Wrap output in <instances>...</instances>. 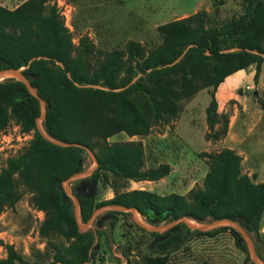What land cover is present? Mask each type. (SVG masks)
<instances>
[{"label":"trees","instance_id":"trees-1","mask_svg":"<svg viewBox=\"0 0 264 264\" xmlns=\"http://www.w3.org/2000/svg\"><path fill=\"white\" fill-rule=\"evenodd\" d=\"M50 1L25 0L14 9L0 4V63L2 68L26 67L24 75L47 101L46 132L94 151L99 162L94 172L97 181L102 176L107 180L109 173L134 181L165 177L171 172L169 164L145 169L142 140L109 142L108 138L121 131L130 137L147 135L155 124L176 117L182 100L209 88L207 138L219 140L227 134L228 117L219 114L218 87L228 76L252 65L255 81L259 80L264 65V0H242L243 13L221 24L206 10L162 23L157 30L163 41L152 50L132 40L125 49H114L99 58L88 38L74 48L69 29ZM40 115V101L24 82L14 78L0 81V134L12 119L23 132L33 133L26 150L9 157L0 169V214L31 193L30 204L44 213L39 233L53 249L47 264H97L94 232L80 231L61 188L83 169L86 149L60 146L44 138L36 124ZM204 156L210 170L203 186L185 195L173 192L164 196L139 189L119 191L114 186L112 199L80 198L83 221L88 222L102 206L119 204L153 218L160 213L173 220L232 218L262 238L264 182H254L241 172L242 156L233 148L205 152ZM108 214L114 229L117 214L126 216L127 212ZM228 230L221 227L203 232L180 222L164 234L149 231L156 236L157 255L147 256L146 262L166 264L169 254L191 236ZM229 231L237 247L247 253V261L246 244H238V236ZM105 235L99 231L100 237ZM57 239L80 244L75 251L58 245ZM4 247L6 256L0 257V264H31L13 244Z\"/></svg>","mask_w":264,"mask_h":264},{"label":"rangeland","instance_id":"rangeland-1","mask_svg":"<svg viewBox=\"0 0 264 264\" xmlns=\"http://www.w3.org/2000/svg\"><path fill=\"white\" fill-rule=\"evenodd\" d=\"M2 2L9 0H1ZM25 0H13L7 4L16 8ZM69 29L74 48L82 38H88L95 45V56L102 57L114 49H125L129 41L141 42L147 51L162 43L158 25L184 18L200 10H206L221 24L243 13L242 0H51ZM255 65L242 70L239 77L237 96L219 103V114L228 117L227 134L219 140L208 139L206 107L210 101L209 88L199 95L180 102L181 110L168 123L155 124L147 135L130 137L121 131L108 138L109 142L142 140L145 150V169L155 168L161 163L171 165V172L156 181H138L118 178L108 174L100 178L94 191L96 201L109 200L115 190H146L158 196L173 192L187 194L194 187L203 186L204 178L210 170V162L204 153H216L230 147L241 152V172L248 174L254 182H264V65L258 82L255 81ZM4 80L0 78V81ZM250 85V89L246 86ZM257 92V93H255ZM222 129V124L216 125ZM32 132H23L15 120L0 134V169L9 157L24 152L32 139ZM96 155V153L93 151ZM95 160L87 150L83 153V169L61 185L66 199L76 209L77 202L71 189V182H78L95 172ZM26 193L15 205L0 214V257L6 256L4 244H13L17 251L31 264H47L52 260L53 249L39 233L44 213L33 207ZM112 205V204H109ZM84 222L79 208V220L89 223L84 232L92 231L94 245L98 249L97 264H147L146 257L157 255L156 236L142 230L137 221L150 227L169 225L174 220L157 218L149 222L140 212L117 214L118 221L111 228L109 210L103 209ZM212 219L200 221L210 223ZM179 224V223H178ZM177 224V225H178ZM221 228V227H218ZM216 229V228H215ZM214 230V229H212ZM99 231L105 232L100 237ZM209 231V230H208ZM206 232V231H203ZM260 238L250 233L259 263L264 264V219ZM64 248L77 251L78 241L55 240ZM70 256V255H69ZM247 253L237 247L231 231L215 235L196 234L191 236L179 249L169 254L166 264H256ZM21 264V263H17Z\"/></svg>","mask_w":264,"mask_h":264},{"label":"water","instance_id":"water-1","mask_svg":"<svg viewBox=\"0 0 264 264\" xmlns=\"http://www.w3.org/2000/svg\"><path fill=\"white\" fill-rule=\"evenodd\" d=\"M25 68L26 67L2 68V64L0 63V78L1 79L14 78L16 80L24 82L26 84L29 92L39 99L40 108H41V115L37 118L36 124H37L38 130L40 131V133L42 134V136L44 138L50 140L54 144L64 146V147H74V146L84 147L88 152H90V154H92V156L95 160V163H96L95 169H97V167L99 166L98 158L89 147L83 146L79 143H69V142H64V141L55 139L54 137L50 136L46 132L45 127L43 125V121H44V119L46 117V113H47V109H46L47 101L44 100L39 95L37 89L32 86L29 79L24 75L23 70ZM35 78H37V76H35ZM255 93H257V92H255ZM171 170H172V168H171ZM75 175L76 174H74L73 176H75ZM67 184H68V179L65 182V185H67ZM93 195H94V193H92V196ZM82 196H83L82 194H78V195L74 194V197H75L76 202H77V206H76V209L74 210V214H75V217H76L77 222L79 224L80 231L84 232L83 229L88 226V224L90 223V220H92L93 216H95L98 212H100V210H102V208L100 207L93 212V214L89 220V223L82 224L79 220V208L81 207L80 206V198ZM103 209L109 210V211H120V212H133V213L138 212V210L135 207H127V206L119 205V204H112V205H109L107 207H104ZM167 215H168L167 213H160L159 218H161V220H163V221H166ZM180 222H183L192 230L208 231V230H212V229H215L218 227H223V228H227L229 230H232L235 233V235L238 236V239H237L238 244L241 245V244L245 243L246 249L248 250L250 257L256 262V264H260L259 263L260 257L257 254L256 248L254 246V243L252 241L250 233L242 226V224L238 220L232 219V218H221V219H212L210 223H202L200 221H197V220H194L191 218L181 217L177 220H174L170 225H173L172 228H174ZM137 223L139 224V226L147 229L148 231L158 232V233L163 232L169 226V225H167V226H162V227H150V226H146V225L142 224L140 221H137Z\"/></svg>","mask_w":264,"mask_h":264},{"label":"crops","instance_id":"crops-1","mask_svg":"<svg viewBox=\"0 0 264 264\" xmlns=\"http://www.w3.org/2000/svg\"><path fill=\"white\" fill-rule=\"evenodd\" d=\"M13 0H9V1H5L2 2L0 0V4L3 6L8 7L9 9H14V8H10L9 6H7V4H10V2H12ZM17 7V6H16ZM242 70L228 76L224 82H222L220 84V86L218 87V90L216 92V96L218 99V103H220L221 105H224V102L228 101L229 99L235 98L237 96V87H238V80L239 77H236ZM204 90V89H203ZM201 90V91H203ZM199 91L197 93V95H199V93L201 92ZM239 154H241V152H238ZM242 155V154H241ZM142 181H138L137 183H141Z\"/></svg>","mask_w":264,"mask_h":264},{"label":"flooded vegetation","instance_id":"flooded-vegetation-1","mask_svg":"<svg viewBox=\"0 0 264 264\" xmlns=\"http://www.w3.org/2000/svg\"><path fill=\"white\" fill-rule=\"evenodd\" d=\"M98 181L94 178V173L85 179L78 182H71V189L75 195L82 194L83 197H91L94 193ZM149 221H155L157 216L152 217V214L146 217ZM169 231V230H168Z\"/></svg>","mask_w":264,"mask_h":264},{"label":"built area","instance_id":"built-area-1","mask_svg":"<svg viewBox=\"0 0 264 264\" xmlns=\"http://www.w3.org/2000/svg\"><path fill=\"white\" fill-rule=\"evenodd\" d=\"M246 89H250V85L246 86Z\"/></svg>","mask_w":264,"mask_h":264}]
</instances>
